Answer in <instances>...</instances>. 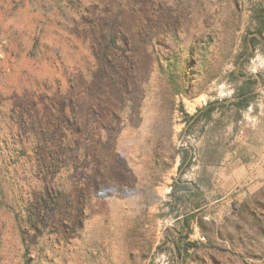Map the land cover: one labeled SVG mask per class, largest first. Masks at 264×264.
Masks as SVG:
<instances>
[{"label": "rangeland", "instance_id": "374dc122", "mask_svg": "<svg viewBox=\"0 0 264 264\" xmlns=\"http://www.w3.org/2000/svg\"><path fill=\"white\" fill-rule=\"evenodd\" d=\"M112 33L121 90L93 67ZM75 105L69 221L32 211L53 175L28 170ZM19 212L45 224L27 244ZM25 248L32 264H264V0H0V264Z\"/></svg>", "mask_w": 264, "mask_h": 264}, {"label": "trees", "instance_id": "16d2710c", "mask_svg": "<svg viewBox=\"0 0 264 264\" xmlns=\"http://www.w3.org/2000/svg\"><path fill=\"white\" fill-rule=\"evenodd\" d=\"M117 41L118 38L114 33H112L108 37L103 50H100L99 53L97 52V62L93 64V67L97 70H110L111 72H118L119 75L115 80V87L117 86L121 90L127 86L128 81L124 74L120 71L124 62L117 65L116 60L113 58L115 57L114 50L117 48ZM162 60L163 59L160 58V61H158L157 64L158 67L162 69L163 73L166 74L167 83L171 86L177 87L178 89H180V87H184V72L181 68L184 63L176 64L174 62H166V64H163ZM246 83V80L243 81L242 85L239 87L241 95H244L248 91V88L244 87ZM178 91L179 90L176 92ZM209 108L212 107L208 106L204 111L206 119H210L211 117L212 110ZM84 109L85 108H78L77 105H75L74 108H67V110L66 108H57L59 115L56 129L53 133V145L46 150L40 160L36 161L35 165L31 164L28 170L30 173L36 172L38 175L40 174V176H43L46 173H51V175H53V180L47 182L43 186V195L40 197H34L35 204L32 211L38 209L39 205H43L45 208H49V206L51 207V205H53L54 208H63L64 211L60 210V212L63 211V213L67 215L63 217L69 221L71 220L74 205L69 197L66 199L62 197V192L66 190L64 189L65 182L70 181L69 178L72 177V174L81 169L78 167L80 166L79 164L76 165L77 163H75V160H78L81 157L84 158V153H86L85 151L80 153L77 152L80 149V143L83 140L85 125L83 120L81 118L77 120L76 116L77 113L83 111ZM68 120L71 121L69 122L70 124H73L72 121H74L75 126H64ZM55 132H57V135ZM79 216L80 215H77L75 221L80 220V218H78ZM16 224L19 230L20 240L23 244L30 242V233L43 232L45 227V224H42L36 214L24 216V214L20 213V216H17L16 218ZM51 233L53 232L51 231ZM32 259L33 258L29 255L27 248H25L22 255V264H32Z\"/></svg>", "mask_w": 264, "mask_h": 264}]
</instances>
